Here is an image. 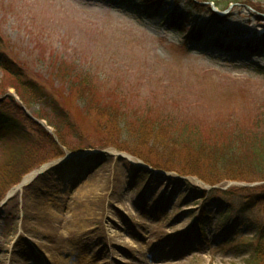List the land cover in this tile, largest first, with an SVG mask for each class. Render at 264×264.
<instances>
[{
    "label": "rangeland",
    "instance_id": "rangeland-1",
    "mask_svg": "<svg viewBox=\"0 0 264 264\" xmlns=\"http://www.w3.org/2000/svg\"><path fill=\"white\" fill-rule=\"evenodd\" d=\"M194 1L0 0V64L9 56L40 76L60 105L23 101L0 68L1 106L21 129L0 134V184L8 160L34 164L12 171L21 179L0 198V264H245L264 203L240 206L264 180L181 175L183 151L154 135L136 147L128 123L185 120L216 138L264 118V0ZM117 103L124 117L111 124L103 107Z\"/></svg>",
    "mask_w": 264,
    "mask_h": 264
},
{
    "label": "trees",
    "instance_id": "trees-1",
    "mask_svg": "<svg viewBox=\"0 0 264 264\" xmlns=\"http://www.w3.org/2000/svg\"><path fill=\"white\" fill-rule=\"evenodd\" d=\"M141 1L146 8H159L166 0ZM187 1L190 6H197L196 1ZM175 7L176 8L170 12V18L171 20H174V22H171V26L176 30H181L178 23L182 24V22L186 20L180 13L177 14V5ZM209 10L210 15L216 18V13L210 8ZM257 11H260V9H257ZM204 29L205 28L200 25H196L190 36L191 40H201ZM20 67L21 65L12 62L9 56H4L0 64V68L6 73H10L17 81L20 90L26 94L25 96L21 95L22 100L28 102V100L31 101L35 99L44 102L48 97H51L53 100L48 98V103L52 110L57 109L60 111V105L54 100L55 98L46 93L41 87L40 76H32L31 79L26 78L25 72ZM80 82L83 85L90 87L88 81V84L84 83L82 80ZM3 102V100H0V134L1 136L6 137L9 135H15L16 130L20 132L21 129L18 127L17 122L14 121L15 116L10 115L9 111L3 110V105L1 106ZM103 108L105 109L104 111L108 112V116H110L109 123L111 124L115 123L119 116L124 117L125 112L122 111L121 105L118 103L116 104V107L109 105L104 106ZM128 123L133 131V136L139 140V142L137 141L138 145L136 147L139 148L140 146L145 145L149 142V138L154 135L157 140L162 143L161 148H164V146L173 147L176 151H183L184 159L182 161L186 162V166L180 168L179 171L181 175L197 176L201 181L211 186L224 180L246 182L264 180V118L262 117L255 118L252 123L256 125H253L248 130L238 131L232 129L223 134H215L218 135L215 136L216 138H212L211 131H203L197 124L195 125L185 120L166 121L136 117L135 121H128ZM209 137L212 138L211 141L208 140ZM219 139L221 140L218 141ZM137 142L135 144H137ZM110 144L112 143L110 142ZM127 151L131 153L134 152L135 154L137 153V150L134 151L127 149ZM139 155L140 158L145 160V162L151 164L149 161L151 158L148 156L149 153L148 155ZM19 159L16 158L14 160V158H12L11 160H6L8 165L16 164L15 167L12 165L8 166L14 169L12 171H15L18 167L26 173L28 168L34 165L30 164L22 168L21 164H19ZM174 163L173 161L170 162L168 160L166 165H176ZM12 171L9 169L8 173H12ZM8 173L5 174L7 175L6 183H3V185L0 184V198H2L6 192L21 179V176L20 174L18 175V173L13 172L12 175ZM259 190L260 191L256 193L250 192L249 196L246 195L240 208L243 210L250 209L258 203H264V186L259 188ZM219 192L223 193L224 191ZM196 193L197 197L201 199H204L207 196V192L203 189H198ZM205 210V206H202L199 212V218L204 217ZM245 264H264V224L256 233L253 251L249 258H247Z\"/></svg>",
    "mask_w": 264,
    "mask_h": 264
},
{
    "label": "bare ground",
    "instance_id": "bare-ground-1",
    "mask_svg": "<svg viewBox=\"0 0 264 264\" xmlns=\"http://www.w3.org/2000/svg\"><path fill=\"white\" fill-rule=\"evenodd\" d=\"M37 171H33L31 173H29L28 175H26L23 180L22 183H27L29 182L35 175H36Z\"/></svg>",
    "mask_w": 264,
    "mask_h": 264
}]
</instances>
